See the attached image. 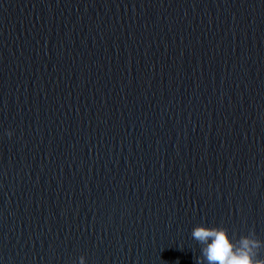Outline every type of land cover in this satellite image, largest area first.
I'll return each instance as SVG.
<instances>
[{
	"label": "water",
	"instance_id": "95a60500",
	"mask_svg": "<svg viewBox=\"0 0 264 264\" xmlns=\"http://www.w3.org/2000/svg\"><path fill=\"white\" fill-rule=\"evenodd\" d=\"M197 224L264 260V0H0V264H196Z\"/></svg>",
	"mask_w": 264,
	"mask_h": 264
},
{
	"label": "clouds",
	"instance_id": "9594fccd",
	"mask_svg": "<svg viewBox=\"0 0 264 264\" xmlns=\"http://www.w3.org/2000/svg\"><path fill=\"white\" fill-rule=\"evenodd\" d=\"M191 237L201 246L196 264H264V260L254 258L252 249L256 242L248 237L233 241L222 226L197 224L191 230ZM79 264H84L83 257L79 258Z\"/></svg>",
	"mask_w": 264,
	"mask_h": 264
}]
</instances>
